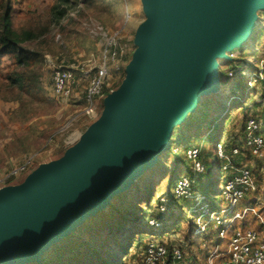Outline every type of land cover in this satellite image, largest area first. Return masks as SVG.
I'll list each match as a JSON object with an SVG mask.
<instances>
[{
  "label": "water",
  "instance_id": "water-1",
  "mask_svg": "<svg viewBox=\"0 0 264 264\" xmlns=\"http://www.w3.org/2000/svg\"><path fill=\"white\" fill-rule=\"evenodd\" d=\"M145 9L126 77L87 136L95 135L0 189V264L40 263L62 234L170 151L201 96L221 90L219 60L248 39L264 0H145Z\"/></svg>",
  "mask_w": 264,
  "mask_h": 264
},
{
  "label": "rangeland",
  "instance_id": "rangeland-1",
  "mask_svg": "<svg viewBox=\"0 0 264 264\" xmlns=\"http://www.w3.org/2000/svg\"><path fill=\"white\" fill-rule=\"evenodd\" d=\"M15 3L18 13L37 11L47 15L53 6V0H15ZM87 19L98 21L111 32L120 31L121 45L125 49V57L110 65L111 74L106 81L103 97L96 101L93 118L87 115L85 103L86 88L92 75V73L89 74L92 66L89 60L91 55L98 60L101 57L102 49L99 42L83 28L82 23ZM147 19L145 0H86L79 12H73L69 20L52 27L51 32L40 45H33L36 50L42 53L41 60L34 69L38 72L44 100H36L26 95L21 99H0V189L5 186L22 184L39 165L60 160L66 151L95 135L87 136L102 117L105 97L111 91L117 90L123 83L126 77V67L137 50L135 44L137 32ZM262 21H264V10L256 13L251 34L247 39V44L249 42L256 44L259 56L264 55ZM236 49L238 52H242L243 58L249 57V52L244 44L238 43ZM45 55H49L58 62L64 61L66 64L77 66L78 84L75 89V97L69 103H63L54 96L51 79L47 76L48 74L44 76L43 72ZM3 59L6 61L0 63V83L6 81L5 75L11 68L9 59ZM219 65V75L223 82V88H225L228 64L219 60ZM248 93L247 83L240 81L229 95L222 91L203 95L196 108L174 130L172 140L176 146L175 149H180L177 155H181V146L183 145L188 148L202 146L201 160L207 171L197 179L199 185L197 190L208 197L212 209L215 211H220L224 205L221 191L227 177V173L223 171L216 156V143L223 140L228 146L231 143V135L234 134L240 136V141L243 142L244 110L252 101V97L256 96L258 99L262 96L260 92L252 91L250 95ZM246 94L247 105L238 100V97L244 98ZM230 97L235 98L232 105H227V99ZM252 109L255 111L256 107ZM222 131L223 136L220 137ZM29 159L32 161L30 168L9 179L8 176ZM176 164L177 157L172 151H168L144 173L140 180L138 179L133 186L134 190L130 191L126 214L119 217L114 212L112 215H115L109 218L113 227L121 228L127 224L126 226L129 228L123 231L118 238L112 234V242L109 247L104 244L106 250L100 248L104 252H102L104 257L113 256V261L117 263L115 260L123 251L122 263L140 264L145 245L152 239L151 235H154V232L151 234L148 220L160 217L157 206L160 198L166 196L169 190ZM185 164L190 166L188 163ZM188 166L185 167L190 169ZM221 177L223 178L222 183L220 182ZM152 186L156 192L152 200H149ZM127 192L111 197L110 204L106 209L96 211L80 225L62 234L46 249L38 264L56 263L62 258L68 260L71 256L77 257L80 252H86L89 249V244L105 243L106 236L110 233V231H103L108 227L105 219L108 220L107 215L113 210L112 206L115 207L120 203L122 196ZM111 204L112 206H110ZM260 206L259 215L264 218V200ZM133 216L136 217L133 218ZM101 229L102 232H97ZM211 231L213 232V230ZM192 232L193 228L177 222L171 231L161 232L160 237L168 241L169 245L181 243L184 247L187 245L191 250L195 249L197 244L196 239H191ZM260 232L264 236L263 231ZM156 237L158 235L154 236V239ZM213 239L216 240L215 234L212 235ZM196 256L199 257L197 253H193L192 257Z\"/></svg>",
  "mask_w": 264,
  "mask_h": 264
},
{
  "label": "built area",
  "instance_id": "built-area-1",
  "mask_svg": "<svg viewBox=\"0 0 264 264\" xmlns=\"http://www.w3.org/2000/svg\"><path fill=\"white\" fill-rule=\"evenodd\" d=\"M82 24L85 31L99 42L102 49L98 60L93 55L89 60L92 64L89 74L92 75L86 88L85 103L87 115L93 118L96 101L103 97L106 81L111 74L110 65L125 57V49L121 45L120 31L111 32L93 19H87ZM261 28H264V21ZM243 44L249 52V57L243 58L242 52L234 48L226 53V57L220 59L228 64L225 74L226 86L223 88L220 79L223 89L220 91L229 95L236 83L243 81L247 83L248 95L255 91L260 92L262 96L258 99L254 96L250 101L248 108L256 107V112L253 109L249 113L246 112L248 115L243 142L239 141L234 145L231 152L227 151L223 140L216 143L217 159L223 171L227 173L221 191L224 205L220 211L213 210L208 197L197 190V179L207 171L201 160L202 146L195 148L181 146V153L190 165L194 177L183 174L176 181L173 200L165 195L160 198L157 206L160 217L148 220L151 234L154 232V235L145 245L140 264H264V236L260 230L240 225L251 215L259 217L264 225V219L260 217L255 207L240 206V202L248 194L257 191L258 185L255 174L238 161L241 157L250 155L258 159L264 158V55L259 56L256 44L252 42L247 44V40ZM76 67L75 64L58 62L49 55L44 57V76L48 74L54 96L63 103H69L75 97L78 84ZM234 98H228L227 105H232ZM238 100L247 101L240 97ZM175 148L173 142L171 150L177 154L180 149ZM31 165L32 161L27 160L8 176L9 179L25 172ZM222 179L221 177V183ZM177 222L193 228L191 239L197 240L195 249L190 250L187 245L184 247L181 243L169 245L168 241L161 239L160 233L171 231ZM213 234L216 235V240H212ZM156 235L158 237L154 239ZM190 251L197 253L199 257L191 258Z\"/></svg>",
  "mask_w": 264,
  "mask_h": 264
},
{
  "label": "trees",
  "instance_id": "trees-1",
  "mask_svg": "<svg viewBox=\"0 0 264 264\" xmlns=\"http://www.w3.org/2000/svg\"><path fill=\"white\" fill-rule=\"evenodd\" d=\"M85 1L86 0H53V6L50 9L49 14L47 15L37 11L18 13L15 9V0L0 1V59H9L11 67L5 75L6 81L0 83V99H21L22 96L26 95L28 97H33L36 100H44L38 80V72L36 69H34V67L40 62L42 53L39 50H36L33 45H40L43 39L51 32L52 27L58 26L62 22L69 20L73 12H79ZM245 99H247V101H241V103H245L246 105L248 103L247 94L245 95L243 100ZM225 115L221 116L224 117ZM242 127V131L244 132L245 117ZM222 136L223 131L220 134V137ZM230 139L231 143H229L228 146L226 145L228 152H231L232 147L239 143L240 136L234 134L231 135ZM185 147L187 146L185 145ZM174 156L177 157V164L174 175L170 180L169 190L166 194V196L170 200L174 199V185L183 174H188V176H190L191 178L194 177L190 166L186 164L184 165V163H187L184 154H174ZM250 157L253 156L250 155ZM180 166L184 168H181ZM185 166H188L190 169ZM132 189L134 190V187L131 188L127 192V194L125 193L122 196L120 203L115 205V207H113L112 204L110 205L112 206L113 210L110 214L107 215L108 220L105 219V222L108 223V227H106V229H103V231H110L109 235L106 236L107 240L105 243L98 245H95L93 243L89 244V249L86 252H80L77 257L71 256L68 260L62 258L56 261V263L47 262L45 264H124L121 260L123 251L121 252V254L119 253V255L117 256V260H115L117 263H115L113 261V256L104 257L102 254L103 251H101L100 248L104 250V244L109 247L110 243L112 242V234L118 238L119 235L123 233V231L129 228L126 226L127 224L125 225V227L123 226L121 228H115L111 225V221H109V218L114 216L115 214H118L119 217L126 214V208L128 207L130 201V191H133ZM155 192L156 190L154 186H152L149 200H152ZM114 212L115 214L112 215ZM134 217L136 216H133V218ZM99 231L102 232V229L98 230L97 232ZM192 255L193 253L191 252L189 256L192 257Z\"/></svg>",
  "mask_w": 264,
  "mask_h": 264
},
{
  "label": "crops",
  "instance_id": "crops-1",
  "mask_svg": "<svg viewBox=\"0 0 264 264\" xmlns=\"http://www.w3.org/2000/svg\"><path fill=\"white\" fill-rule=\"evenodd\" d=\"M6 61V59H0V63L1 62ZM248 104V103H247ZM246 104V105H247ZM250 104H248L249 106ZM247 108L244 110V117H245V121H246V117L248 115V113L251 110H249V108ZM246 112H248L246 114ZM240 163L246 165V167H248L254 174L255 176L258 178L257 181V185H258V189L257 191L248 194L241 202H240V206L241 207H245V206H251V207H255L258 211L260 210V205L262 200H264L263 196H264V158L262 159H258V158H253V157H246L243 156L239 159ZM188 175V174H185ZM198 184V181H197ZM199 186V185H198ZM260 217H262L260 215ZM264 219V218H263ZM261 219L259 217H255L253 215L249 216L247 218L246 221H243L240 225L241 227H251L260 231H263L264 233V225L263 223L260 221Z\"/></svg>",
  "mask_w": 264,
  "mask_h": 264
},
{
  "label": "bare ground",
  "instance_id": "bare-ground-1",
  "mask_svg": "<svg viewBox=\"0 0 264 264\" xmlns=\"http://www.w3.org/2000/svg\"><path fill=\"white\" fill-rule=\"evenodd\" d=\"M204 94H205V93H204ZM144 171H145V170L142 169L140 172H138L136 175H134L133 178H132L131 180H132V181H138V179H140V178L142 177ZM125 189H126V186L120 188V189L118 190V192H116V193L113 192L111 195L114 196V195H116L117 193H121V192L124 193ZM118 196H119V194H118ZM109 197H110V196H109ZM109 197H108L107 199H109ZM106 205H107V201H106V203L101 204V205L97 208V210H98V209H106V208H105ZM34 263H39L38 259H36V258L26 259V260H23L20 264H34Z\"/></svg>",
  "mask_w": 264,
  "mask_h": 264
},
{
  "label": "clouds",
  "instance_id": "clouds-1",
  "mask_svg": "<svg viewBox=\"0 0 264 264\" xmlns=\"http://www.w3.org/2000/svg\"><path fill=\"white\" fill-rule=\"evenodd\" d=\"M220 68V67H219Z\"/></svg>",
  "mask_w": 264,
  "mask_h": 264
}]
</instances>
